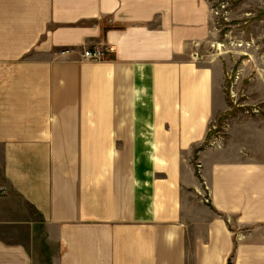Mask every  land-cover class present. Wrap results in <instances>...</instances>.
<instances>
[{
    "label": "crops",
    "instance_id": "1",
    "mask_svg": "<svg viewBox=\"0 0 264 264\" xmlns=\"http://www.w3.org/2000/svg\"><path fill=\"white\" fill-rule=\"evenodd\" d=\"M212 35L207 0H0V264H264Z\"/></svg>",
    "mask_w": 264,
    "mask_h": 264
},
{
    "label": "rangeland",
    "instance_id": "2",
    "mask_svg": "<svg viewBox=\"0 0 264 264\" xmlns=\"http://www.w3.org/2000/svg\"><path fill=\"white\" fill-rule=\"evenodd\" d=\"M213 35L203 45L206 61L223 66L225 112L211 122L208 139L227 119L264 127V0H207ZM207 142V141H206Z\"/></svg>",
    "mask_w": 264,
    "mask_h": 264
},
{
    "label": "built area",
    "instance_id": "3",
    "mask_svg": "<svg viewBox=\"0 0 264 264\" xmlns=\"http://www.w3.org/2000/svg\"><path fill=\"white\" fill-rule=\"evenodd\" d=\"M83 58L98 59L100 57L99 50H85L82 53Z\"/></svg>",
    "mask_w": 264,
    "mask_h": 264
}]
</instances>
